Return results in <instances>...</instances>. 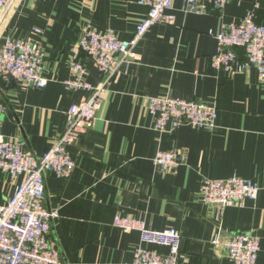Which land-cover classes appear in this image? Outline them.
I'll return each instance as SVG.
<instances>
[{
    "label": "crops",
    "instance_id": "1",
    "mask_svg": "<svg viewBox=\"0 0 264 264\" xmlns=\"http://www.w3.org/2000/svg\"><path fill=\"white\" fill-rule=\"evenodd\" d=\"M253 7L264 25V0H228L221 10L201 13L173 0L174 22L152 25L134 58L121 63L120 74L102 92L93 125L66 147L75 159L71 175L45 176L44 205L58 211L50 236L60 249L59 264H129L139 233L115 226L118 212L153 230L179 231L181 264H235L212 242L235 232L258 237L256 264H264V78L253 67L235 73L212 69L216 40L208 34ZM146 11L137 0H13L0 16V44L6 36L27 41L40 29L47 84L33 89L0 78L5 137L42 155L63 133L69 107L90 95L65 87L69 61L85 66L92 85L103 79L88 57L73 54L81 28L111 29L128 39ZM159 95L214 105L216 126L154 129L148 97ZM157 151H184L186 158L163 171L152 161ZM231 176L256 183V200L220 208L203 202L204 178ZM20 181L0 171V206Z\"/></svg>",
    "mask_w": 264,
    "mask_h": 264
},
{
    "label": "built area",
    "instance_id": "2",
    "mask_svg": "<svg viewBox=\"0 0 264 264\" xmlns=\"http://www.w3.org/2000/svg\"><path fill=\"white\" fill-rule=\"evenodd\" d=\"M13 0H0V16ZM173 0H137L147 8L131 37L121 39L114 30L100 32L92 26L81 28L73 54L88 57L103 76L97 85L88 82L86 68L75 58L69 61L71 76L63 81L66 88L85 89L89 97L72 104L68 109L66 127L58 139L40 156L25 152L20 141L8 139L1 131L4 105L0 98V171L11 178L21 176L13 194L0 206V264H59L61 253L56 240L51 238V226L58 217L57 210L44 205L45 176L69 177L75 159L66 147L79 139L91 127L102 106V92L120 74L122 62L135 56V47L144 33L156 23L172 24ZM228 0H185L186 8L201 13L208 9L221 10ZM253 7L240 20L220 25L208 34L216 40L210 66L225 73L242 72L253 67L260 79L264 78V25L257 20ZM27 41L6 36L0 44V78L23 82L27 87L42 89L47 84L43 72V51L40 29ZM148 109L154 129L164 131L182 125L214 128L217 109L200 100L159 95L148 97ZM186 158L184 151H157L152 161L165 171ZM259 187L249 179L231 176L225 179L204 178L200 192L204 203L220 207L242 206L245 199L256 200ZM113 224L124 230H136L139 242L129 264H181L182 236L174 228L153 230L143 221L118 212ZM223 247L235 264H256L259 239L252 233L235 232L212 239ZM158 247H163L161 252Z\"/></svg>",
    "mask_w": 264,
    "mask_h": 264
}]
</instances>
